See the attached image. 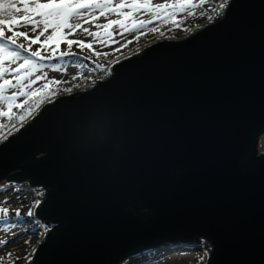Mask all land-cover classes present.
<instances>
[{"label": "water", "instance_id": "obj_1", "mask_svg": "<svg viewBox=\"0 0 264 264\" xmlns=\"http://www.w3.org/2000/svg\"><path fill=\"white\" fill-rule=\"evenodd\" d=\"M261 2L240 0L255 7L239 10V28L217 27L219 18L181 41L157 42L112 64L92 88L42 106L9 137L41 132H28L17 150L0 154V182L48 188L35 213L53 226L31 264H121L195 237L213 244L208 264H260ZM98 89L123 107L119 149L61 146L60 126L49 118L63 102Z\"/></svg>", "mask_w": 264, "mask_h": 264}, {"label": "snow or ice", "instance_id": "obj_2", "mask_svg": "<svg viewBox=\"0 0 264 264\" xmlns=\"http://www.w3.org/2000/svg\"><path fill=\"white\" fill-rule=\"evenodd\" d=\"M206 2L207 0H164L162 3H154L153 0H119L118 3H114V0H19L17 3L15 0H0V118H6L9 121L7 126L20 132L25 127L26 118L33 115L34 108H39L44 99L51 100L58 94L53 86L63 81L48 79L47 73H43L46 66L43 61L62 60L64 57L77 55L73 46L81 51H91L97 57L107 55L95 51L93 45L119 43L114 36H123L129 32H136L137 36L134 38L138 39L140 35H144L141 29L147 28L153 21L177 23L178 13H191ZM254 7L253 4H242L240 0H221L217 11L220 23L217 27H241L239 10ZM137 14H149L152 19H138ZM111 15L116 18L110 19ZM101 17L105 18V23H97ZM260 18L264 29V0L260 4ZM21 28L30 29L31 34L27 30H20ZM150 30L158 31L157 28ZM78 33L92 39L86 42L85 39L74 38ZM37 44L39 47L34 50L33 46ZM62 44L66 45L67 50H61ZM87 58L91 59V56ZM48 67L55 71L62 66L53 64ZM73 79L76 77L73 76ZM38 81L44 83L40 87H34ZM118 82L108 83L111 86ZM103 87L102 85L101 88ZM65 91L71 93L72 89L67 88ZM16 120L20 122L19 127L14 123ZM49 120L60 126L59 144L73 151L82 148L96 151L118 150L125 131L123 107L107 99L101 89L97 93L63 102L61 110ZM5 127V124L0 123V130ZM28 132L36 137L41 136V132L32 129H25V133L12 140L7 135L0 136V154L17 150ZM36 151L43 152L44 147H37ZM48 151L51 153V148ZM13 212L16 217L21 216L20 208L0 206V220H7ZM33 215L31 209L26 212L28 217ZM13 235L15 237V233ZM9 242L13 241L0 240V244L4 245ZM6 255L7 264H15L16 261L31 264L28 256H17L13 260L11 251ZM0 264H5L2 256ZM260 264H264V246Z\"/></svg>", "mask_w": 264, "mask_h": 264}, {"label": "rangeland", "instance_id": "obj_3", "mask_svg": "<svg viewBox=\"0 0 264 264\" xmlns=\"http://www.w3.org/2000/svg\"><path fill=\"white\" fill-rule=\"evenodd\" d=\"M5 2H7V0H5ZM15 2L18 3L19 0H15ZM118 2L119 0H114V3ZM153 2L162 3L164 0H153ZM220 3L221 0H207L204 5H200L191 13H178L177 23H172L171 21L164 22L162 20L153 21L147 28L141 29L144 35H140L138 39L134 38L137 36L136 32H129L125 33L123 36H114V39L119 41V43L106 46L100 44L93 45L95 51L107 53V55L97 57L91 51H81L73 46V51L76 52L77 55L64 57L62 60L53 59L43 61L42 63L46 65L43 69V73H47L48 79H57L63 82L57 86H53L54 89L58 90V94L51 100L44 99L39 108H34L33 115L26 118L25 126L38 115L42 106L60 97L69 96L76 92V94H78L92 88L97 81L109 75L110 66L116 64L117 61L122 62L127 58L133 57L156 42L181 41L186 38L189 36L188 34L190 32L196 29L200 24L206 22L209 17L213 15ZM109 18L115 19L116 17L115 15H111ZM137 18L152 19L149 14H137ZM105 22L106 20L103 17L97 21V23ZM85 26L91 27V25ZM151 28H157L158 31L153 32L150 30ZM20 30H27L29 34H31L30 29L21 28ZM92 30L96 29L92 28ZM74 38L85 39L86 42L92 39L91 37H86L83 33H78ZM41 39H43V37ZM127 41H131V43H127ZM121 44L125 46L121 47ZM37 47H39V44L34 45L33 49L35 50ZM115 49H119V51ZM61 50H67L66 45L62 44ZM89 56H91V59L87 58ZM53 64L61 65L62 67L54 71L51 67H48V65ZM73 76H75L76 79H73ZM43 83L44 81H38L34 87H40ZM67 88L72 89L71 93L65 91ZM0 123L6 125L5 128L0 130V136L7 135L10 137L17 133L15 128L7 126L9 121L6 118H0ZM14 123L16 127H19L20 122L18 120L14 121ZM258 151L264 154V132L260 134L258 139ZM16 171H12L10 174ZM47 192L48 188L46 186L33 187L29 185L28 180L17 183L14 181L8 182L4 179L0 182V202H2L0 206L9 207L10 209H21V216L16 217L13 212L9 214L7 220H0V240L13 241L6 245L0 244V256L4 257L5 264H7L8 261L6 254L10 251L13 254V260H15L17 256H28L32 262L38 245L45 241V236L52 228L53 224L40 219L39 216L36 215L35 210L42 206ZM37 201H39L38 205L36 204ZM29 209L34 213L32 217L26 216V212ZM13 233H15V237ZM25 241H28V243H25ZM163 244L171 243L165 242ZM159 246L154 249H158ZM170 246L172 247L168 248L166 251L160 249L161 254H146L153 249H145L142 258H138L136 264H208L213 250L211 242L200 237H195L188 243H172ZM15 264H24V262L16 261Z\"/></svg>", "mask_w": 264, "mask_h": 264}, {"label": "bare ground", "instance_id": "obj_4", "mask_svg": "<svg viewBox=\"0 0 264 264\" xmlns=\"http://www.w3.org/2000/svg\"><path fill=\"white\" fill-rule=\"evenodd\" d=\"M217 11H219V7L216 9V11L213 13V15L211 16L212 19H208L206 22L200 24L196 29H194L192 32H190L188 35H191L193 33H196L200 30H202L205 26H207L208 24L214 22L215 20L219 19L217 18ZM157 43V42H156ZM33 121V120H32ZM29 124V123H28ZM27 124V125H28ZM22 129V128H21ZM20 129V130H21ZM171 244H161L159 246V248L157 249H153L151 251H149V253H146V254H158L160 253L161 254V250L160 249H163L164 251L168 250V248H171L172 246H170ZM211 245L213 246V244L211 243ZM162 251V252H164ZM143 254V253H142ZM141 255H137V256H133L131 258H129V260H127L126 262H124L123 264L127 263V264H136V262L138 261V258H140Z\"/></svg>", "mask_w": 264, "mask_h": 264}]
</instances>
